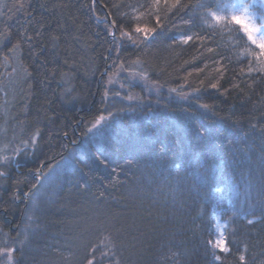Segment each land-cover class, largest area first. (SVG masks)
<instances>
[{
  "label": "trees",
  "instance_id": "16d2710c",
  "mask_svg": "<svg viewBox=\"0 0 264 264\" xmlns=\"http://www.w3.org/2000/svg\"><path fill=\"white\" fill-rule=\"evenodd\" d=\"M174 2L0 0V234L70 162L13 264H264V65Z\"/></svg>",
  "mask_w": 264,
  "mask_h": 264
},
{
  "label": "snow or ice",
  "instance_id": "6c2138e0",
  "mask_svg": "<svg viewBox=\"0 0 264 264\" xmlns=\"http://www.w3.org/2000/svg\"><path fill=\"white\" fill-rule=\"evenodd\" d=\"M157 4H159L160 0H156ZM165 4L167 5L168 0H164ZM262 5H264V0H261ZM201 8H204L207 15L204 18V23L208 24V17L211 18L212 24H209V27H222L227 28L230 30H235L238 33L242 34L241 39L246 37V40L249 44L255 46L257 49L260 50V55L264 56V10H261L259 13V22H257V17L253 12L249 11L251 7V3H239V4H232L228 6L230 9H236V11H224L225 5L221 3V0H215L214 3H201L198 5ZM20 7H23L21 4ZM189 5L183 4L182 0H175L174 3L171 4V13L175 15L177 11L181 8H188ZM113 27L116 26L115 21L113 22ZM137 32H140L141 29L137 28ZM154 31V30H153ZM31 40V37H28ZM192 36H186L183 38L184 43H188L192 40ZM215 87V85H213ZM111 115V113H109ZM99 123V121H97ZM264 151V150H262ZM129 165L132 164V161L129 160L127 162ZM39 169L37 172L39 173ZM251 175V173H249ZM202 183L208 184L210 181H214L215 177L211 174L206 175L201 178ZM251 182V181H250ZM35 187V185L33 186ZM252 193L250 192L248 196H251ZM256 195L261 199H264V169L261 170V178L260 183L256 191ZM248 197H245V202L247 201ZM251 223V221H249ZM208 244L211 246L213 251V258L214 260H220V256L215 255V250L219 249L220 252L227 253L229 249L225 246V241L221 237L217 241L213 242L211 240L208 241ZM245 257L243 255L240 256V261L244 262ZM88 264H93L92 260L88 261Z\"/></svg>",
  "mask_w": 264,
  "mask_h": 264
},
{
  "label": "rangeland",
  "instance_id": "374dc122",
  "mask_svg": "<svg viewBox=\"0 0 264 264\" xmlns=\"http://www.w3.org/2000/svg\"><path fill=\"white\" fill-rule=\"evenodd\" d=\"M221 3L225 5L224 11L227 12L229 10L236 11V9H230L228 6L232 4L239 3H251V7L249 8L250 12H253L257 17V22H259V11L258 4L261 3V0H221ZM262 5V3H261ZM249 55L253 56L255 62H258L260 65H264V56L260 55V50L255 46L251 45L247 48ZM103 121V120H102ZM100 121V122H102ZM99 125V124H98ZM70 168V162L67 159H64L57 164H55L52 169L48 171L49 173L42 176L40 179V183L33 193L27 197V208L24 212V220L21 227L18 229L17 236L12 237L7 234H0V264H13L12 253L14 248L20 246V244L25 240L28 231L30 230V226L33 222L34 210L37 204V199L42 193L43 187L47 184L48 179L51 177L52 172H61ZM45 189V187H44ZM224 239V223L221 221H216V234L213 242L217 241L219 238Z\"/></svg>",
  "mask_w": 264,
  "mask_h": 264
},
{
  "label": "flooded vegetation",
  "instance_id": "af4514ba",
  "mask_svg": "<svg viewBox=\"0 0 264 264\" xmlns=\"http://www.w3.org/2000/svg\"><path fill=\"white\" fill-rule=\"evenodd\" d=\"M12 224V223H11Z\"/></svg>",
  "mask_w": 264,
  "mask_h": 264
}]
</instances>
